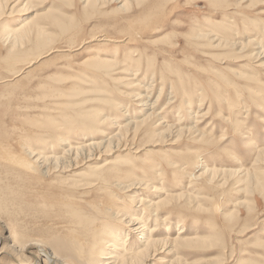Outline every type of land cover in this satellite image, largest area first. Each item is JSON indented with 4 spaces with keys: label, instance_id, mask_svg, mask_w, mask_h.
<instances>
[{
    "label": "rangeland",
    "instance_id": "1",
    "mask_svg": "<svg viewBox=\"0 0 264 264\" xmlns=\"http://www.w3.org/2000/svg\"><path fill=\"white\" fill-rule=\"evenodd\" d=\"M9 1L0 10V234L17 247L0 263L34 264L26 244L58 248L48 241L58 227L99 225L102 203L142 222L121 215L94 228L110 235L93 245L91 264L118 263L153 229L158 252L143 264H264V175L247 183L233 173L255 168L264 149V0ZM147 98L173 127L209 139L159 137L157 118L88 157L87 145L143 120ZM53 157L71 159L44 162ZM205 166L218 171L208 187ZM117 238L127 251L115 250Z\"/></svg>",
    "mask_w": 264,
    "mask_h": 264
},
{
    "label": "bare ground",
    "instance_id": "2",
    "mask_svg": "<svg viewBox=\"0 0 264 264\" xmlns=\"http://www.w3.org/2000/svg\"><path fill=\"white\" fill-rule=\"evenodd\" d=\"M8 2L10 3L9 0H0V10H2L3 7H5L4 5L6 3H8ZM18 32H20V30ZM14 34H16V33H14ZM206 35L207 34H205V37H207ZM208 35H209V33H208ZM203 37H204V35H203ZM16 38L19 39L18 37H16ZM19 41H20V39H19ZM219 41L223 42V40H219ZM251 42L252 41H249V44ZM260 53H262V52H260ZM258 55H260V54H258ZM105 62L107 64L112 63L111 61L110 62L109 61L108 62L105 61ZM162 92H163V89L160 91V93H162ZM149 93H151V92L148 91L147 94L149 95ZM147 99H148L147 101H144L143 103L140 104L141 108H149V111H150V113L147 114V116L143 120H139L136 117H134L133 115L130 116L129 118L131 119L132 117H134L133 118L134 120H129V121H132V122H129L125 126L120 127L117 135L112 136L111 138H109V140H106L105 142H102L100 144H89V145H87L85 148L88 149V151H87L88 152V157H90V158L91 157H95V155L97 153L105 152L104 151L105 149L109 150L111 148L112 144L114 143V141L117 142V141H119V140H121L123 138L122 137V135H123L122 134L123 133L122 130H124V129L126 130L130 125L131 126H134V125H136V126L137 125L145 126L147 124L152 123L157 118L161 119V123L156 126L157 128H156V131H155V135H157L159 137H163L164 139L165 138L166 139L167 138H171V140L173 138H179V139L182 140L183 137L188 136V135H192V133H193L194 135L195 134L197 135L196 139H198V141H204L205 142V140L209 139V138H207L206 134L201 132L199 129H197L196 126L193 128V130L186 129L184 127V125L182 127L180 125H179V127H173L174 125L167 123L168 121L165 118V113L166 112L162 111V112L156 113V111L154 110L156 105L158 104V101H155V102H153V104L149 105L150 99L149 98H147ZM172 105H173V102L169 103L167 105L168 106L167 108H170ZM162 115H164V116H162ZM194 118L197 119V116L194 117ZM179 121L181 122L182 119L180 118ZM227 123L230 124L231 121L227 120ZM165 124H166V126H165ZM196 125H197V123H196ZM233 125L235 126L234 123H233ZM151 126H153V125H151ZM160 128H163L165 130V132H159L158 133ZM233 128H235V127H233ZM206 143H208V141ZM118 145L119 144H117L115 146V148H118ZM86 149H84V150H86ZM111 149H113V148H111ZM101 150H103V151H101ZM257 150H259V149H257ZM81 151H82V149L81 150L77 149L76 152H74L75 156L79 157V154L81 153ZM71 152L72 151H68L65 154V156L67 155L69 157L71 154L73 155V153H71ZM99 155H101V154H99ZM9 159H10V161L13 164L19 166L22 169H27L29 171H34V172L37 171L36 170L37 166H34L33 164H31L30 161H28L27 159L22 160V159H18V158H14V157H10ZM62 159L63 160L64 159L68 160V159H71V158H67V157L46 158L44 160V162L46 163V162H51V161L53 162L54 161L57 164ZM198 159H199V157H197V160ZM37 162H38V160H37ZM34 164H35V162H34ZM242 166H241V168H242ZM253 166H256V167L255 168L253 167V169H251V170H249V169L246 170V169L243 168V169H240L239 171H234L233 173H236V174H239V175L243 174V176H245V178H247V180H246L247 183H251L253 181V177L256 178L259 175L260 176L264 175V149L259 150L258 154L256 155V158H255ZM251 168H252V166H251ZM27 170H25V171H27ZM216 170H217V168H216ZM216 172H218V171L214 172L213 170H210L207 166H205L204 171L201 172L199 177L202 179V177H205V176L208 175L207 176L208 179L205 180L206 181L205 185L208 187V185H211L212 182L214 184V180H215L214 176H215V174H217ZM209 176H212V177H210L211 178L210 180H209ZM261 182H262V180H261ZM260 184L261 183H260V178H259V180H257V185H260ZM120 186H121V183L117 185V187H120ZM211 187H213V185ZM126 188L128 189L129 187H126ZM195 199H197V197H195ZM143 201H144L143 199L139 200L140 203H143ZM168 201H170V200L166 199V201H164L163 203L162 202L152 203V204L149 205V207L147 209L152 208L154 206V208L156 210H158L162 205H164L165 202L167 203ZM145 205L148 206V204H144V209L146 208ZM97 209H98V212H100V214H101L99 216L98 220L99 219L102 220V222H99V225L100 224L103 225V222L106 219L109 222L112 219L120 218L121 215L128 218V220H129L128 225L129 226L130 225H135V224L137 225V223H139V222L141 223L142 222L141 219L139 220L138 218H135L133 215H129L124 210H121V211L120 210H113L112 206L109 205V204H102V203L98 204V208ZM70 218H72V217L70 216ZM81 218H83V217H81ZM68 222H70V221H68ZM88 223L89 222H84V224H83V222L80 223L79 226L82 225L84 229H80L78 226L75 227L74 225L73 226L68 225V223H67V225L65 224V225L59 226L57 233H54V234L51 233V234H53L52 235L53 238H51V240H49L47 238L50 244L56 245L58 248L53 249V248L49 247L48 243L45 242V241H44L45 243H42V244H39L38 242L34 241V242L29 243V244H26V246H24L23 248L25 249V247H26L25 250L31 251L30 253L33 255L32 256L33 260H35L34 258H36V262H34V264H41L43 261H44L45 264H91V262H89V260H88V257L90 256L91 251H93V249H92L93 245H95L96 242L99 243L98 241L102 242L104 240V237L106 235L107 236L110 235V233L107 232V231H103V230H102L103 232L98 233L97 232L98 229L96 231L94 229V228H98L99 227V225H97V222H95L93 224V228H90L91 227V223H89V225H90L89 228L86 227L88 225ZM53 229H56V228L54 227ZM136 230L137 229L133 228V229L130 230V232L135 233ZM94 231H95V233H94ZM153 231H154V229H153ZM153 231H151V232H146L145 231V233L143 234V236H144L143 238L145 239V241H143L144 244L139 246L137 249H134V248L131 249L132 251H129L127 254H122V256H120L118 258L119 260H117L118 263L115 261L113 264H143V263H145V261H147L149 259H152V257H154V254L158 252V248L157 247H158V244H159V242H157V240L155 238L153 239V236H152L153 235L152 234ZM141 232H143V231H141ZM182 233H184V232H182ZM182 233H180V234H182ZM97 234H100V235H97ZM128 237H129V235H128ZM7 238L8 237L4 236V234H0V240H1L0 241V248L3 247L2 249H0V254H2V255L3 254L10 255L11 250L14 251L15 248L17 247L16 244H14V243L10 244L6 240ZM115 240L116 239H114V241ZM184 240H183V238L181 236H178L177 238H175L176 243H180V244L181 243L183 244L185 242ZM114 243H115L114 245L116 246L115 250H120L119 252H122L123 250L127 251L126 243H124L121 246L120 240L118 238H117L116 242H114ZM23 248H21V249H23ZM93 248H95V247H93ZM25 250H23V251H25ZM110 262L107 263V261H106V262H103L102 264H110ZM96 264H98V263H96Z\"/></svg>",
    "mask_w": 264,
    "mask_h": 264
}]
</instances>
